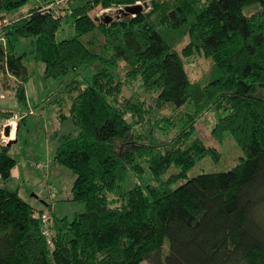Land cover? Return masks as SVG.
Here are the masks:
<instances>
[{
    "label": "trees",
    "instance_id": "1",
    "mask_svg": "<svg viewBox=\"0 0 264 264\" xmlns=\"http://www.w3.org/2000/svg\"><path fill=\"white\" fill-rule=\"evenodd\" d=\"M29 1L0 0V13ZM62 2L66 16L35 6L2 24L0 89L28 111L16 42L31 38L44 77L65 93L59 115L78 128L61 136L55 159L76 174L71 199L85 210L57 216L8 188L16 160L0 132V264H264V0ZM136 3L140 12L109 22L91 15ZM68 18L75 35L58 39ZM197 56L212 63L203 81L185 66ZM214 109L222 114L212 135L230 133L243 156L174 186L218 158L193 137ZM10 113L0 107V127Z\"/></svg>",
    "mask_w": 264,
    "mask_h": 264
},
{
    "label": "rangeland",
    "instance_id": "2",
    "mask_svg": "<svg viewBox=\"0 0 264 264\" xmlns=\"http://www.w3.org/2000/svg\"><path fill=\"white\" fill-rule=\"evenodd\" d=\"M39 4L40 0H30L23 7L8 14V18L10 20L12 17L26 14L32 7ZM47 4L53 5L55 9L58 7L59 16H66L70 12L64 9L65 3L63 4L61 0H47L43 6ZM118 9L120 7L107 9L96 7L91 15L110 14L115 18ZM74 35L73 19L63 20L62 27L57 32V38H70ZM31 47V38H20L16 42V51L19 54L26 53L24 62L28 76L25 83L29 104L28 111H16L18 104L14 96H12L14 100L11 99V96L0 99L1 108L13 110L9 117L4 118V122L13 115L17 117L12 120L17 124L20 122L17 130L16 125H12L11 135L15 132L13 139L16 141L9 147V154L16 160L15 168L19 176L14 175L7 186L12 190H17L24 199L36 208L46 210L50 207L57 216H67L72 219L76 213L85 210V205L71 199L76 174L55 159V151L61 141V136L64 134L74 136L78 132V128L69 116L62 117L59 115L61 112H68L64 106L63 96L65 93L59 88L60 86L55 79L44 77L45 63L33 58L30 52ZM185 66L191 79L203 81L209 75L212 63L208 58L197 56L186 58ZM134 89H137V85L125 88L124 93L132 94ZM221 114L220 110L215 109L206 112L196 123L193 133V137H198L206 145L215 147L218 151V158L208 155L198 161L189 170L187 177L175 183L174 186L202 172L230 169L238 162L239 157L243 156V151L230 133L226 132L222 140H218L212 135L213 126ZM174 171L176 168L172 165L162 175V178L168 177ZM259 213L264 222V208L260 209ZM168 247V240H166L164 253L168 252Z\"/></svg>",
    "mask_w": 264,
    "mask_h": 264
},
{
    "label": "water",
    "instance_id": "3",
    "mask_svg": "<svg viewBox=\"0 0 264 264\" xmlns=\"http://www.w3.org/2000/svg\"><path fill=\"white\" fill-rule=\"evenodd\" d=\"M143 6L140 3H136V4H132V5H127L124 6L123 8L118 9V14L116 16V18H119L121 14L127 15L129 13L131 14H136L138 12H140L142 10ZM101 17H104L106 19L107 22H109L110 20L113 19V16L110 14H104ZM0 20H4V18L2 17ZM18 129V124H16V130ZM11 131H12V126L10 124L4 125L3 126V134L4 136L10 138L11 136ZM15 139L10 138L7 141V145L10 146L13 142H15Z\"/></svg>",
    "mask_w": 264,
    "mask_h": 264
},
{
    "label": "crops",
    "instance_id": "4",
    "mask_svg": "<svg viewBox=\"0 0 264 264\" xmlns=\"http://www.w3.org/2000/svg\"><path fill=\"white\" fill-rule=\"evenodd\" d=\"M45 1H47V0H40V4L38 5V6H43V4L45 3ZM4 18V20H0V27L2 26V24H4V23H7L8 22V20H9V18H8V14H5V13H0V19L1 18ZM4 21V22H3ZM0 99H5L6 98V96H11V99H13L14 100V98L12 97V96H14V93H13V91H11V90H2V89H0ZM5 92V93H4ZM11 93V94H10ZM2 109V111H13L12 109H7V108H1ZM2 122L4 123V119L2 120ZM3 125V124H2ZM15 137V132H14V134L13 135H11V137L10 138H14ZM9 138V139H10ZM11 174H12V177L14 176V175H17V176H19L18 175V171L16 170V168L14 167L13 169H12V172H11ZM2 184V182L0 181V185Z\"/></svg>",
    "mask_w": 264,
    "mask_h": 264
},
{
    "label": "built area",
    "instance_id": "5",
    "mask_svg": "<svg viewBox=\"0 0 264 264\" xmlns=\"http://www.w3.org/2000/svg\"><path fill=\"white\" fill-rule=\"evenodd\" d=\"M58 1H60V0H58ZM62 1V0H61ZM41 10H43V11H49V12H51L52 13V15L53 16H55V17H58L59 15H60V11H58V7H57V9H55L54 7H53V5H49V4H47V5H45V6H43V7H41ZM15 117H17V116H11L6 122H4L3 123V125L0 127V132H1V140L4 142V143H7V141L9 140V138L8 137H6V136H4V134H3V126L4 125H7V124H10L11 126L13 125V124H17V122H15V121H13L12 119L13 118H15ZM13 127V126H12ZM11 137V136H10Z\"/></svg>",
    "mask_w": 264,
    "mask_h": 264
}]
</instances>
